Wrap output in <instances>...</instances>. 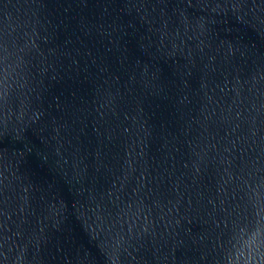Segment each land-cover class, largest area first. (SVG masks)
Here are the masks:
<instances>
[{
  "label": "water",
  "instance_id": "obj_1",
  "mask_svg": "<svg viewBox=\"0 0 264 264\" xmlns=\"http://www.w3.org/2000/svg\"><path fill=\"white\" fill-rule=\"evenodd\" d=\"M0 264H264V0H0Z\"/></svg>",
  "mask_w": 264,
  "mask_h": 264
}]
</instances>
